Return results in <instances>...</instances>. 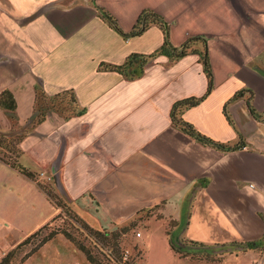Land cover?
I'll list each match as a JSON object with an SVG mask.
<instances>
[{
  "label": "crops",
  "instance_id": "crops-1",
  "mask_svg": "<svg viewBox=\"0 0 264 264\" xmlns=\"http://www.w3.org/2000/svg\"><path fill=\"white\" fill-rule=\"evenodd\" d=\"M101 10L122 32L143 10L158 14L175 48L205 40L213 86L181 118L236 148L202 145L170 120L174 101L205 92L198 55L144 57L163 30L147 22L126 37ZM34 86L48 96L70 90L82 112L53 110L27 129ZM2 90L15 103L12 121L27 123L17 161L28 155L24 167L56 181L90 227L150 210L136 243L157 224L185 264H264V0H0Z\"/></svg>",
  "mask_w": 264,
  "mask_h": 264
},
{
  "label": "rangeland",
  "instance_id": "rangeland-1",
  "mask_svg": "<svg viewBox=\"0 0 264 264\" xmlns=\"http://www.w3.org/2000/svg\"><path fill=\"white\" fill-rule=\"evenodd\" d=\"M48 104L63 112L69 109L65 99L55 98ZM3 112L0 108L2 137L16 135L26 127L25 121L18 123L10 119L9 123ZM15 139L13 137L6 144L7 149L0 147V156L15 159L13 148L18 146V143L12 142ZM27 157L29 158L25 155L19 160L23 166L30 165ZM36 180L38 181V174ZM41 184L57 196L59 204L64 206L63 209L58 208L54 212V207L34 182L0 161V259L29 236L15 248L11 264H122L124 253L127 254L128 260L137 264H185L183 260L172 255L171 248L157 224L143 231L137 243L134 241V235H137L138 231L141 232L150 210L126 220L122 225L89 232L80 226L76 217L68 210L69 202L64 193L55 188L52 182L44 181ZM129 224H134L132 230L116 236L120 226ZM52 232L55 233L38 245L40 239ZM62 232L68 234L75 243L66 239ZM76 244H80L88 252L93 262L86 259ZM242 248L245 247L239 246L238 249ZM255 248H258V245ZM218 250L220 251L219 248L215 249Z\"/></svg>",
  "mask_w": 264,
  "mask_h": 264
},
{
  "label": "trees",
  "instance_id": "trees-1",
  "mask_svg": "<svg viewBox=\"0 0 264 264\" xmlns=\"http://www.w3.org/2000/svg\"><path fill=\"white\" fill-rule=\"evenodd\" d=\"M100 16L103 19H105L110 26H112L114 29H116L118 32H120L123 36H126V37L127 36H134V35H137L138 33H140L143 30V28L146 26L147 22H153L154 24L159 26L163 30V34H164L162 44L160 45V47L157 50H155L154 52H152L149 55H145L144 57H154L157 54H166L170 57V59L175 60V59H178V58L184 56L188 52L196 53L198 55V61L201 63L202 71H203L205 78H206L205 92L201 96L186 97V98H182V99L174 101L170 107V112H169L170 120H171L173 125L177 126L182 132H184L185 134H187L188 136H190L191 138H193L194 140H196L197 142H199L202 145H206V146H209V147H212V148H215L218 150H222V151L234 149L237 147L236 145H227V144H223V143H219V142L211 140L210 138L204 136L203 134H201L200 132L195 130L189 123L185 122L181 118L182 111L188 107H192V106L198 104L201 100H203L209 94V92L213 86L212 73H211V68H210V64L208 61V57L206 54V45H205L204 39H202L200 37H192V38L186 39L180 47H178V48L172 47L170 45L168 39H167V30H166V25H165L164 21L162 20V18L158 14H156L150 10H143L140 13V15L138 16L134 26L128 32L120 31L115 20L112 17H110L105 11L101 10ZM194 41H198L201 43L202 49L200 51H196V50L191 48L190 45ZM101 66L104 67V64H100V67ZM106 67H111V66H106ZM122 67L123 66L120 65V66H113L112 68L117 70L118 72H121ZM34 91H35V94H34V102H33V106H32V114L30 116V124L27 127V129L35 126L38 123H40L44 119L45 115L48 112L53 111V110L54 111H60L59 109L52 107L51 105L48 104L49 102L51 104L52 100H54L55 98H58L60 100L65 99V104L68 105L69 109L66 112L60 111V112L64 113L65 117H68L69 115H73V114H79L80 112H82V110H75L74 109L73 93L70 90L61 91V92L55 93L51 96L46 95L38 86H34ZM245 92H246L245 90L236 91L225 102V104L232 101L233 99H236L237 97H241ZM246 102H247V105L249 107L250 112H252V108L249 105L248 99H246ZM0 108H2L5 113H7L8 117L11 120L14 119L15 103H14V100H13L11 93L8 90H2L0 92ZM226 118H227V115H226ZM27 129L22 130L21 132L17 133L16 135H8L6 137H2L0 135V147L5 148L6 144H8L13 137H15L16 139L12 142L14 144L19 143L20 139L24 136ZM1 141H4V143ZM5 149H7V147ZM13 151H14L15 159L10 160V159H7L6 157L0 156V161L5 163L6 165H8L10 168L14 169L20 175H22V176L26 177L27 179L31 180L32 182H34L36 184V186L41 191H43L46 198L49 200V202L52 204V206L54 207L55 210L58 208L63 209L64 206H61V204H59V200H58L57 196L53 192H51L48 188H46L44 185H42L41 182L36 180L37 174L33 171L26 169L24 166H22L17 161V157L20 154L19 149L13 148ZM65 197L69 202V198L66 195H65ZM67 207H68V210L70 212H72L74 217H76L78 223L80 224V226L84 230L89 231V232H90V230H92V231L95 230L94 228L87 225L81 218H79L73 212V210L70 207V204H68ZM117 225L118 224H113L112 226L116 227ZM132 228H134V224H129L127 226H120V228H118L119 233H116V236H118L119 234H124L126 232H129L130 230H132ZM54 233L55 232H52V233L48 234L46 237H43L42 239H40L38 241V243H39L38 245L44 243ZM62 234L64 235V237L66 239H69L71 242H74V240L71 239L68 234H66L64 232H62ZM28 238H29V236L26 237L19 244L24 243ZM19 244H17L14 248H12L10 251H8L0 259V264H11V257L13 256L15 248ZM76 245H77V248L84 254L86 259L89 262H93L89 256L88 252L86 250H84V248L80 244H76ZM203 257H204V259H212V257H210L208 255H203Z\"/></svg>",
  "mask_w": 264,
  "mask_h": 264
},
{
  "label": "built area",
  "instance_id": "built-area-1",
  "mask_svg": "<svg viewBox=\"0 0 264 264\" xmlns=\"http://www.w3.org/2000/svg\"><path fill=\"white\" fill-rule=\"evenodd\" d=\"M127 254L124 253L123 256H122V264H137V262H134L133 260H128L127 258ZM125 261H128L127 263H124Z\"/></svg>",
  "mask_w": 264,
  "mask_h": 264
},
{
  "label": "water",
  "instance_id": "water-1",
  "mask_svg": "<svg viewBox=\"0 0 264 264\" xmlns=\"http://www.w3.org/2000/svg\"><path fill=\"white\" fill-rule=\"evenodd\" d=\"M55 185H56V187L60 190L61 188H60V186H59V184L55 181Z\"/></svg>",
  "mask_w": 264,
  "mask_h": 264
}]
</instances>
